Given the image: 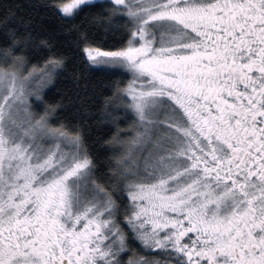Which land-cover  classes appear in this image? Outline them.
<instances>
[{
  "label": "snow or ice",
  "instance_id": "snow-or-ice-1",
  "mask_svg": "<svg viewBox=\"0 0 264 264\" xmlns=\"http://www.w3.org/2000/svg\"><path fill=\"white\" fill-rule=\"evenodd\" d=\"M0 264H264V0H0Z\"/></svg>",
  "mask_w": 264,
  "mask_h": 264
},
{
  "label": "trees",
  "instance_id": "trees-1",
  "mask_svg": "<svg viewBox=\"0 0 264 264\" xmlns=\"http://www.w3.org/2000/svg\"><path fill=\"white\" fill-rule=\"evenodd\" d=\"M18 3H26L27 0H17ZM77 63H79V59L77 60ZM63 81H67V77L62 78ZM71 88V84L70 83H66V82H61L58 83L56 86V92L57 93H63L65 92L66 89Z\"/></svg>",
  "mask_w": 264,
  "mask_h": 264
}]
</instances>
